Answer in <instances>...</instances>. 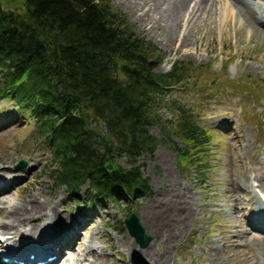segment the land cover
Instances as JSON below:
<instances>
[{"label":"trees","instance_id":"16d2710c","mask_svg":"<svg viewBox=\"0 0 264 264\" xmlns=\"http://www.w3.org/2000/svg\"><path fill=\"white\" fill-rule=\"evenodd\" d=\"M163 59L112 0H25L22 10L0 3V99L12 94L36 118L54 156L52 178L72 194L85 184L92 197L113 200L147 191L139 157L161 144L154 125L171 135L157 108L188 80L180 60L156 71ZM176 104L175 133L199 149H183L193 158L210 140Z\"/></svg>","mask_w":264,"mask_h":264},{"label":"rangeland","instance_id":"374dc122","mask_svg":"<svg viewBox=\"0 0 264 264\" xmlns=\"http://www.w3.org/2000/svg\"><path fill=\"white\" fill-rule=\"evenodd\" d=\"M112 1L129 16L140 33L162 49L164 59L156 71L166 72L170 69L172 62L180 60L184 62L188 75V80L183 85L167 90L163 103L157 108L162 120L169 124L171 135H167L160 124L154 125L152 132L161 139V144L154 153H145L139 157L142 171L149 180L147 191L134 192L132 196L113 200L106 197H92L88 185L85 184L78 194L67 193L68 190H65L64 186L56 185L51 177L55 168L54 156L37 131L38 121L9 93L6 99H0V109L5 107L6 111L11 112L10 116L17 118V129H11L8 136H0V151L5 140L8 139L14 158L13 168L21 172L23 176L17 184H27V187L22 189V194L29 193L30 187L38 191L40 185H46L47 190L56 193L57 198L68 197V201L72 202L79 214H83L79 212V209L86 203L90 208L97 209L99 212L97 216L89 214L88 217L91 220L81 230L80 236L85 238L94 233L97 234L99 239L106 241L97 245L98 253L101 254L103 245H106L107 255L112 254L117 262L131 264L128 253L120 247L122 235L131 237L140 249L147 248L152 244V240L148 246L141 247L135 238L124 230L123 221L132 211L141 216L144 204L156 190L158 180L166 170L165 165L157 160L158 151L168 150L167 165L173 173V183L180 181L190 184L198 197V203L203 205V210L199 211L195 221L191 226L189 225L188 231L180 238V244L173 246L174 259L178 264H208L207 242L209 239H215L220 246L227 248L220 228L223 224L236 222L235 212L229 210L230 205H225V197L221 195L222 186L218 182L220 177L226 178L220 161L227 158L224 151L227 139L224 130L218 126L216 120L231 119L230 115L234 110L236 114L234 121L246 128L248 138L254 142L253 147L261 152L264 150V41L258 39L254 42L251 39H241L240 36L229 39L227 26L220 25L222 19L220 14L210 15L199 11L194 12L189 29L186 27L181 29L182 33L192 30L193 36L206 37L202 50L195 52L193 48H190L189 54H181L175 50L176 44L160 36V29H156L152 22L142 18L143 10L131 7L128 5V0ZM0 3L7 8L22 10L25 0H0ZM214 31L219 35L214 34ZM208 42L209 48H214L213 52L208 53L206 49ZM176 102L189 108L199 118L200 126L206 130L210 140V143L203 147V151L194 155L193 158L187 156L186 159L183 149L191 154L199 149L175 133V124L179 119ZM34 153H38L41 160L39 163L31 164L29 155ZM116 159L124 166L130 164L126 155H117ZM194 159L202 160V163L195 168L192 167ZM21 160L26 161V165H21ZM244 161L248 159L245 158ZM256 190L260 200L264 201V192L259 188ZM22 194L13 193V197L18 201H24ZM105 206L106 211L103 209ZM243 218L242 228L248 231L247 236L251 239L264 236L262 222L260 228H252L249 225V218L246 216ZM97 230H99L98 233H96ZM106 233L112 236L119 252L116 248H111ZM234 234L233 230L228 232V236ZM147 235L153 239L151 234ZM2 238L3 235H0V239ZM78 242V240L75 242L76 250L79 248ZM252 251L258 255L262 254L261 249L256 245L252 247ZM219 252L222 253V251ZM183 255L186 258L185 262L182 260ZM230 264H238V261L233 259Z\"/></svg>","mask_w":264,"mask_h":264},{"label":"bare ground","instance_id":"6f19581e","mask_svg":"<svg viewBox=\"0 0 264 264\" xmlns=\"http://www.w3.org/2000/svg\"><path fill=\"white\" fill-rule=\"evenodd\" d=\"M128 5L143 10L142 18L160 29V36L176 44L175 50L181 54H189L190 48L195 52L202 50L206 37L193 36L192 30L182 33L181 29H189L193 15L199 11L220 14V25L227 26L229 39L240 36L254 42L258 39L264 41V0H128ZM214 34L219 35L216 31ZM206 49L208 53L214 50L209 48V42ZM233 112L231 119L222 118L216 122L227 139L224 148L227 158L220 161L226 178L220 177L218 182L222 186L225 205H230L229 210L235 212L236 222L223 224L220 228L227 248L220 246L218 240L209 239L208 264H230L233 259L238 264H264V236L251 239L246 234L248 231L242 228L245 216L252 228H260L261 222L264 224V201L260 200L256 190L259 188L264 192V150L261 152L253 147L248 131L234 121L236 114ZM9 113L5 107L0 109L1 137L8 136L11 129H17V118ZM168 153V150L158 151L157 160L165 165L166 170L140 216L145 231L153 236L152 244L140 249L131 237L126 234L121 237L120 247L128 253L131 264H178L173 256V246L180 244V238L203 210L190 184L173 183V173L167 165ZM245 158L249 162L244 161ZM29 160L35 164L41 157L34 153L29 155ZM13 163L6 139L0 151V235H3L0 239V264H21V261L35 264L37 260L45 264H125L117 262L112 254L107 255L106 245H103L101 254L97 252V245L106 242L97 234L85 238L80 236L81 230L91 220L89 214L97 216V209L86 203L79 209L83 214H79L68 197L57 198L46 185H40L38 191L30 187L29 193L22 194L27 184H17L23 176L13 168ZM13 193L22 194L24 201L16 200ZM103 209L106 211L107 207ZM232 230L235 234L228 236ZM106 235L111 248H116L112 236ZM77 240L78 250L75 247ZM255 245L261 249V255L252 251ZM19 249H23V253ZM3 255L10 261H3ZM182 260H186L184 255Z\"/></svg>","mask_w":264,"mask_h":264},{"label":"water","instance_id":"95a60500","mask_svg":"<svg viewBox=\"0 0 264 264\" xmlns=\"http://www.w3.org/2000/svg\"><path fill=\"white\" fill-rule=\"evenodd\" d=\"M25 164V161H22ZM129 232L136 237L141 246L145 247L149 244L151 237L147 235L143 225L140 223V218L137 213H131L130 217L125 219Z\"/></svg>","mask_w":264,"mask_h":264}]
</instances>
